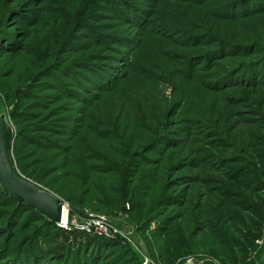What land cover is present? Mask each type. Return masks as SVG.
<instances>
[{
    "label": "rangeland",
    "instance_id": "1",
    "mask_svg": "<svg viewBox=\"0 0 264 264\" xmlns=\"http://www.w3.org/2000/svg\"><path fill=\"white\" fill-rule=\"evenodd\" d=\"M3 113L68 227L0 193V264L37 240L48 264H229L230 166L264 142V0H0Z\"/></svg>",
    "mask_w": 264,
    "mask_h": 264
},
{
    "label": "trees",
    "instance_id": "2",
    "mask_svg": "<svg viewBox=\"0 0 264 264\" xmlns=\"http://www.w3.org/2000/svg\"><path fill=\"white\" fill-rule=\"evenodd\" d=\"M262 145H264V142L262 143L259 140L253 145L252 161L246 160V162L243 164L230 166V175L233 179L232 186L238 189V192L234 194L239 195V197L231 200V203L235 204V206H238V210L234 216L237 219L238 226L236 227L237 234L232 236L229 240L232 242V245H230L232 255L229 259V264H242L248 258L249 253L254 249L256 240L261 239L264 234V146ZM242 189H246L248 193L244 197L240 194ZM0 193L5 195L10 200H13L7 194H5L1 188ZM13 201L14 203L18 204V202L15 200ZM21 205L28 207L27 209L29 210H33L32 212L37 214L38 219L44 220L49 225L58 228L60 231H63L57 224L49 222L46 218L41 216L39 212L30 208L28 205L18 204V207ZM243 212L245 214H243ZM86 237L88 239L96 238V236L90 234ZM32 238L33 236L30 238V240H32ZM34 239L37 240L36 238ZM37 241L30 243V248H28L29 251H27V253H31L32 250H34V252L26 259L34 264H46L49 261L47 259L52 257V254L49 252V250H40L39 246H41V241ZM28 243L29 242H26L25 244ZM26 246L27 245L24 247ZM6 248L7 247L3 248L2 251H4ZM22 248L19 247L18 249ZM8 250L9 248H7V250H5L3 253L6 255ZM68 250H71L70 255L69 257L66 256L67 259L64 256V261L62 264L73 261V254H75L73 251L75 250H72L71 247L66 250V254Z\"/></svg>",
    "mask_w": 264,
    "mask_h": 264
},
{
    "label": "water",
    "instance_id": "3",
    "mask_svg": "<svg viewBox=\"0 0 264 264\" xmlns=\"http://www.w3.org/2000/svg\"><path fill=\"white\" fill-rule=\"evenodd\" d=\"M15 130L7 114L0 115V186L18 204H26L49 222L64 219L65 201L37 183L18 175L13 159Z\"/></svg>",
    "mask_w": 264,
    "mask_h": 264
},
{
    "label": "crops",
    "instance_id": "4",
    "mask_svg": "<svg viewBox=\"0 0 264 264\" xmlns=\"http://www.w3.org/2000/svg\"><path fill=\"white\" fill-rule=\"evenodd\" d=\"M242 264H264V234L261 239L256 240L254 249Z\"/></svg>",
    "mask_w": 264,
    "mask_h": 264
},
{
    "label": "built area",
    "instance_id": "5",
    "mask_svg": "<svg viewBox=\"0 0 264 264\" xmlns=\"http://www.w3.org/2000/svg\"><path fill=\"white\" fill-rule=\"evenodd\" d=\"M64 220V219H63ZM62 223L63 221L58 225L60 227H63V228H67L68 227V222L65 224V226H62ZM91 226V225H90ZM90 226H85V225H82L80 226V228L82 229H90ZM92 226L96 228V232L99 233V234H106L108 236L112 234H116L118 231L117 230H112L111 227L107 226L104 222V219L102 217H98L97 219H95L92 223ZM195 264H205L204 261H199Z\"/></svg>",
    "mask_w": 264,
    "mask_h": 264
},
{
    "label": "bare ground",
    "instance_id": "6",
    "mask_svg": "<svg viewBox=\"0 0 264 264\" xmlns=\"http://www.w3.org/2000/svg\"><path fill=\"white\" fill-rule=\"evenodd\" d=\"M67 207H66V209H65V211H64V220H63V223H62V226H65V224L67 223Z\"/></svg>",
    "mask_w": 264,
    "mask_h": 264
}]
</instances>
